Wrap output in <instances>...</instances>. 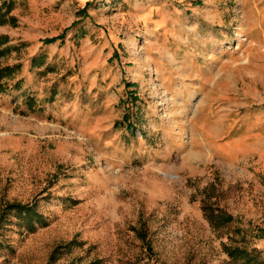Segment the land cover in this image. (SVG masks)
<instances>
[{
	"label": "rangeland",
	"instance_id": "rangeland-1",
	"mask_svg": "<svg viewBox=\"0 0 264 264\" xmlns=\"http://www.w3.org/2000/svg\"><path fill=\"white\" fill-rule=\"evenodd\" d=\"M0 8V264L264 258V46L242 0Z\"/></svg>",
	"mask_w": 264,
	"mask_h": 264
},
{
	"label": "trees",
	"instance_id": "trees-1",
	"mask_svg": "<svg viewBox=\"0 0 264 264\" xmlns=\"http://www.w3.org/2000/svg\"><path fill=\"white\" fill-rule=\"evenodd\" d=\"M9 11L10 9H8L6 12H3L0 8L1 25L8 23L7 15L9 14ZM14 20L15 19L13 18L12 21ZM50 42H52V40H50ZM11 71L12 70L9 67L0 69V80L4 77L10 76ZM20 207L25 210L29 209V207L27 206ZM203 210L208 221L214 229H218L225 224L233 221L232 216H228L224 213H219L211 206H204ZM224 249L228 257L231 260L238 262L239 264H264V258L257 251H247L246 249L233 246H224Z\"/></svg>",
	"mask_w": 264,
	"mask_h": 264
},
{
	"label": "crops",
	"instance_id": "crops-1",
	"mask_svg": "<svg viewBox=\"0 0 264 264\" xmlns=\"http://www.w3.org/2000/svg\"><path fill=\"white\" fill-rule=\"evenodd\" d=\"M250 2H252L253 4L255 3L254 1L250 0ZM249 2V3H250ZM244 9H248L247 5L245 4V2L242 0ZM251 3V4H252ZM257 8V6L254 7H250L248 10H246L247 13V20H246V24H245V31L247 32L251 42H254V46L258 47L264 46V8L262 10H255ZM249 14H256L259 16V20H254V19H250L249 18ZM254 20V21H253ZM255 31V37H251V32Z\"/></svg>",
	"mask_w": 264,
	"mask_h": 264
}]
</instances>
